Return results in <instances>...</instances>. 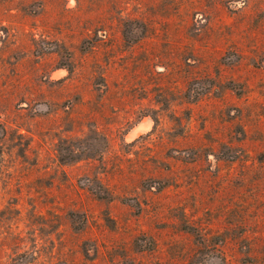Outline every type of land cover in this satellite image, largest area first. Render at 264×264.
Masks as SVG:
<instances>
[{
  "label": "rangeland",
  "instance_id": "obj_1",
  "mask_svg": "<svg viewBox=\"0 0 264 264\" xmlns=\"http://www.w3.org/2000/svg\"><path fill=\"white\" fill-rule=\"evenodd\" d=\"M0 264H264V0H0Z\"/></svg>",
  "mask_w": 264,
  "mask_h": 264
}]
</instances>
